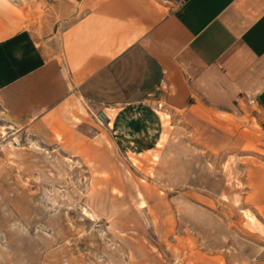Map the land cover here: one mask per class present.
Instances as JSON below:
<instances>
[{"label": "rangeland", "instance_id": "rangeland-1", "mask_svg": "<svg viewBox=\"0 0 264 264\" xmlns=\"http://www.w3.org/2000/svg\"><path fill=\"white\" fill-rule=\"evenodd\" d=\"M157 1L165 12L154 21L168 13V6L174 3ZM16 2L27 16L20 30L39 36L53 27L62 28L69 16H77L65 13L66 8L83 5L86 0ZM149 26L141 25L139 31ZM83 103L89 114L80 112L76 99L55 114V121L60 124L57 130L39 131L9 127L0 106V264H181V259L190 253H201L209 259L222 255V264H264L262 217L255 212L257 223H261L258 226L243 222L241 206L225 202L217 192L210 197L205 184L190 181L195 168H200V156L205 150L200 144V132L202 128L216 127L206 113H196L195 107L202 106L241 126L247 125L257 132L254 147L262 151L264 124H257L234 107L223 109L233 111L228 114L201 102L182 108L162 99L153 104L155 113L148 109V116L154 118L155 114L157 118L146 117L138 123L150 131L135 133L130 121L128 126L123 124L122 130L114 118L112 127L98 124L95 114L115 111L98 110ZM158 109L171 115L169 125L163 124ZM49 132L61 134L60 138H48ZM162 133L167 134V140L158 147ZM153 153H158V161L153 160ZM245 155L248 154L242 151L229 152L218 163L216 172L223 175L224 164L235 159L233 165L237 166V162L247 158ZM134 157L141 163L135 165ZM248 158L264 165V159L254 155ZM210 163L213 161L207 156L202 165L210 168ZM237 167L245 171L244 167ZM92 182L98 185V198L99 192L108 189L101 195L108 196L104 210L101 209V221L91 220L84 212L89 207L87 203L102 208L93 202L97 198H92ZM139 184L153 188L150 192L141 187L148 208H138ZM242 194L245 201L251 191L245 189ZM208 200L224 211L214 212ZM213 221L218 229L217 241L226 242L216 249L211 246L214 236H208L207 230ZM241 229L257 234V241L243 237ZM239 241H248L247 261L234 259L229 253L237 251Z\"/></svg>", "mask_w": 264, "mask_h": 264}, {"label": "crops", "instance_id": "crops-1", "mask_svg": "<svg viewBox=\"0 0 264 264\" xmlns=\"http://www.w3.org/2000/svg\"><path fill=\"white\" fill-rule=\"evenodd\" d=\"M168 1V13L141 31L145 24L135 23L129 0H86L66 8L77 16L62 28L0 40L8 125L59 128L55 114L76 99L115 111L119 130L130 121L135 133L150 131L138 123L162 99L228 114L223 109L234 107L264 124V0Z\"/></svg>", "mask_w": 264, "mask_h": 264}, {"label": "bare ground", "instance_id": "bare-ground-1", "mask_svg": "<svg viewBox=\"0 0 264 264\" xmlns=\"http://www.w3.org/2000/svg\"><path fill=\"white\" fill-rule=\"evenodd\" d=\"M130 7L129 11L133 15L135 23H142L145 25H151L156 18H158L165 10L163 9L162 4H160L157 0H129ZM26 13H24V9L20 4L16 2V0H0V40H4L9 38L14 33L18 32L23 26L24 21L26 20ZM162 108V105H160ZM78 108L82 114L84 112H88L85 104L81 99H78ZM194 111L198 114L206 113V117L213 126H216L215 129L211 128H202L200 144H202L205 150H202L200 156V168H195V176L190 178V181L195 185L205 184V187L209 191L206 192L207 195L213 197V193H218L222 200L228 203H233L236 206H241L243 209L244 216L242 217L243 222H248L253 225H260L257 219V214L262 217L264 221V165L259 164L257 161L249 159L248 157H252V155L257 156L258 158L264 159V151L261 149H256L254 147V140L258 138L257 132L253 129L251 130L247 125L241 126L240 123L235 122L232 119H228L224 115L218 113H212L207 109H204L202 106L195 107ZM158 113L160 115L161 120L164 125L170 124L171 115L166 113L163 110L158 109ZM106 121L109 127H112L114 112L106 113ZM77 122L81 123V119L75 117ZM11 127V126H9ZM257 129H260L259 125H256ZM2 133L6 134L5 129L2 127ZM255 129V130H257ZM199 132L197 134H200ZM167 134L162 133L160 140L158 141L157 146H162L163 142L166 141ZM56 138H60V134H56ZM232 151H242L248 155H245L243 161L237 162V166L244 167L245 171H240L237 166L233 165L235 159H232L224 164L225 173L220 175L216 172V169L219 167L218 163L223 159L229 152ZM153 160L158 161L159 155L158 153H153ZM252 154V155H250ZM210 157L213 163H210V168L202 165L203 160L206 157ZM134 164H140L141 162L134 157ZM215 167V169H214ZM151 175H153L151 173ZM210 175L211 177H207ZM144 180H141L140 183H144ZM91 193H93L92 198L96 201V205L101 206L102 208L97 209L92 203H87L89 207L84 209V212L89 215L91 220L101 221L102 215L104 214L101 209L104 210V206L107 204L108 196L102 197L103 193H108V189H104V191L99 192L100 198L96 197V192L98 190V185L95 183H91ZM147 189L150 192H153L152 187H148L146 185H140L137 189V197L138 208L144 209V207L149 206L148 200L143 195L141 187ZM248 189L251 191V194L245 198L242 191ZM112 195V192L110 193ZM117 197V196H116ZM112 198H115L114 196ZM210 208L214 212H222L224 211L223 207L218 209V206L214 204L213 201L208 200ZM246 209L243 206H246ZM101 210V211H99ZM255 212L257 214H255ZM221 214V213H220ZM155 217H153L154 219ZM216 219V217H213ZM214 219V220H215ZM215 221L210 223L208 230V236H214L212 240L211 246L216 249L221 244L224 245L226 242L217 241V233L218 229L213 224ZM153 226H156V222H153ZM199 228L196 225L195 228ZM243 237L252 239L257 241V234L252 231L241 229L240 230ZM217 241H215V240ZM248 241L246 242H238L239 247L235 248L237 251H230L231 257L238 260H246L248 259L249 254H246V250L248 248ZM181 256L184 254L181 252ZM186 255V254H185ZM224 261L222 255H218L217 257L207 258L205 255L203 256L201 253H196L195 255L190 253L188 257H183L181 259V264H222Z\"/></svg>", "mask_w": 264, "mask_h": 264}, {"label": "built area", "instance_id": "built-area-1", "mask_svg": "<svg viewBox=\"0 0 264 264\" xmlns=\"http://www.w3.org/2000/svg\"><path fill=\"white\" fill-rule=\"evenodd\" d=\"M94 117L96 118L98 124H102L103 125L104 121H106L107 115H106L105 112L99 111V113L95 114Z\"/></svg>", "mask_w": 264, "mask_h": 264}]
</instances>
